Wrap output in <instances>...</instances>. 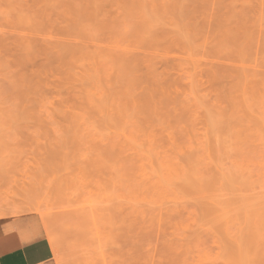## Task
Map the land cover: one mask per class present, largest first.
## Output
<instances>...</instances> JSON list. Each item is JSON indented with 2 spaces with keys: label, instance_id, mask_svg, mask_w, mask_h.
Wrapping results in <instances>:
<instances>
[{
  "label": "rangeland",
  "instance_id": "rangeland-1",
  "mask_svg": "<svg viewBox=\"0 0 264 264\" xmlns=\"http://www.w3.org/2000/svg\"><path fill=\"white\" fill-rule=\"evenodd\" d=\"M23 215L56 264H264V0H0Z\"/></svg>",
  "mask_w": 264,
  "mask_h": 264
},
{
  "label": "crops",
  "instance_id": "crops-1",
  "mask_svg": "<svg viewBox=\"0 0 264 264\" xmlns=\"http://www.w3.org/2000/svg\"><path fill=\"white\" fill-rule=\"evenodd\" d=\"M30 216L34 215L0 219V264H56L46 236L25 238L27 229L22 224Z\"/></svg>",
  "mask_w": 264,
  "mask_h": 264
},
{
  "label": "bare ground",
  "instance_id": "bare-ground-1",
  "mask_svg": "<svg viewBox=\"0 0 264 264\" xmlns=\"http://www.w3.org/2000/svg\"><path fill=\"white\" fill-rule=\"evenodd\" d=\"M254 12H256V10ZM25 221L26 222L22 224V227L25 226L27 229L26 234H25L26 239H32V238L44 236L38 221L33 216H30V218L25 219Z\"/></svg>",
  "mask_w": 264,
  "mask_h": 264
}]
</instances>
